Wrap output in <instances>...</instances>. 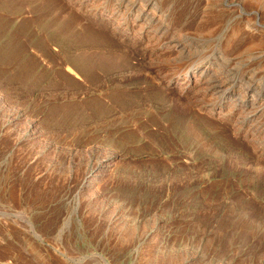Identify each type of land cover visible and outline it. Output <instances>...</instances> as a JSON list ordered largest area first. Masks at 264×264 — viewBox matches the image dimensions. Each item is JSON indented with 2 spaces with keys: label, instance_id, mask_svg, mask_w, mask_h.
<instances>
[{
  "label": "rangeland",
  "instance_id": "1",
  "mask_svg": "<svg viewBox=\"0 0 264 264\" xmlns=\"http://www.w3.org/2000/svg\"><path fill=\"white\" fill-rule=\"evenodd\" d=\"M81 1L0 0V264H264V155L219 112L249 68L264 97V0H157L146 38L154 0ZM174 34L213 80L173 82Z\"/></svg>",
  "mask_w": 264,
  "mask_h": 264
},
{
  "label": "bare ground",
  "instance_id": "2",
  "mask_svg": "<svg viewBox=\"0 0 264 264\" xmlns=\"http://www.w3.org/2000/svg\"><path fill=\"white\" fill-rule=\"evenodd\" d=\"M97 1H99V0H89L88 2L81 1V3L84 6H89V7L91 6L94 8V6H97V3H96ZM158 1L154 0V1H150V2H146L144 4H141L137 9V14L135 12L136 17L134 18L133 22L129 23V24L127 23L128 24L127 29L134 30V29H136V27H138L140 30L137 29L136 33H140L145 38L152 36L151 31H153V30L151 29V27L153 28L154 23L157 20H159L160 12H161L160 11V2H158ZM117 13H118V11L115 12V15L120 14V13L119 14H117ZM242 20H243V18H242ZM247 21H249V20H247ZM247 23H249V22H247ZM165 27H166L165 24H161L160 26L155 27L154 30L155 31H161ZM175 31H177V30H175ZM157 35H159V34H157ZM224 39L227 42L228 38H224ZM154 40H155V42L153 43ZM154 40L151 42V43H153V45H157L163 50L165 49L166 51H168V53H172V54L177 53V54H181V55L183 54V55L188 56L187 60L185 59V61H183L181 64H179L180 68H181L180 72H178L177 74L175 73L176 75L173 77V79H174L173 82H177L178 80L183 81V82H181L184 84V86L182 85V90H185V92H187V91L192 90V88L194 86L197 87L200 84L209 83L210 78L214 74V71H213L214 69L212 70L211 63H209L208 61L203 62V64L202 63L198 64L194 61L191 62L190 57L194 54L193 52L197 51V46H198L197 44L192 42L190 39H188L189 41L187 39L182 40V39L178 38L177 36H175V34L173 36H170L168 39L166 38L165 39L166 41L164 39L161 40L158 37L154 38ZM221 40H223L222 37L218 41V43L221 42ZM256 52H250L248 54V59L252 60V62L255 59L259 58L256 55ZM150 55H153V54L151 53ZM220 57H222V56H220ZM200 58H201V56H200ZM200 58H198V59H200ZM197 61H199V60H197ZM256 61H255V63H256ZM218 68H216V70ZM245 72H246V75L243 79L245 81L250 82L249 85L246 87H242L241 85H235L234 84L233 88L230 89L229 94L225 98L226 100L229 101V104H228L229 106H227L226 108L220 107L219 112H220V114L228 116V119L231 121L233 127L236 129V132L245 133V137L248 139L250 138L253 141H255L256 138L259 139V150L264 155V125H259L260 117L262 116V114L264 112V97L260 96V95H263V93L258 91L257 90L258 88L256 86H254L256 84V79L254 78V76L256 74V67L249 68ZM242 77H241V79H242ZM228 78L232 82V78L231 77H228ZM205 86H207V85H205ZM214 87H216V88H214ZM214 87L211 88L210 90L208 89V91H210V93H212V92L213 93H215V92L219 93L220 91L217 88V86L214 85ZM203 89H204V87H203ZM220 98H223V97H220Z\"/></svg>",
  "mask_w": 264,
  "mask_h": 264
}]
</instances>
